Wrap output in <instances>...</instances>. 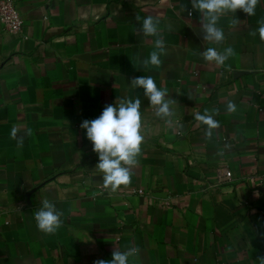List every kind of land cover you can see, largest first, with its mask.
Listing matches in <instances>:
<instances>
[{
    "label": "crops",
    "instance_id": "1",
    "mask_svg": "<svg viewBox=\"0 0 264 264\" xmlns=\"http://www.w3.org/2000/svg\"><path fill=\"white\" fill-rule=\"evenodd\" d=\"M15 2L21 33L0 23V264H93L127 246L140 249L130 264H255L264 256V41L250 35L264 0L255 16L238 10L220 19L221 45L203 41L191 0ZM149 15L165 29L167 55L143 70L155 38L138 27ZM229 46L235 54L223 66L200 55ZM141 75L177 101L170 125L143 89L129 87ZM137 96L139 162L131 184L110 193L80 125ZM212 108L220 127L207 139L194 116ZM14 126L33 132L21 149L10 138ZM43 199L63 212L53 235L34 220Z\"/></svg>",
    "mask_w": 264,
    "mask_h": 264
},
{
    "label": "clouds",
    "instance_id": "2",
    "mask_svg": "<svg viewBox=\"0 0 264 264\" xmlns=\"http://www.w3.org/2000/svg\"><path fill=\"white\" fill-rule=\"evenodd\" d=\"M260 0H191V8L199 13L200 34L204 42L208 44L221 45L225 40L223 28L219 27L222 17H236L237 11H242L247 16H255L256 8ZM181 11H188L184 4ZM191 16L192 12L188 11ZM140 22L141 17L136 16ZM239 22L234 18L231 24ZM258 28L250 33L252 36L259 34L264 41V18L257 21ZM166 30H173L171 23L167 24ZM165 29L160 26V19L151 15L143 18L139 23L138 31L145 37H154L153 50L148 57L139 61L143 70L158 68L162 64L161 56L167 55L166 44L163 38ZM235 54L234 49L229 46L222 51L217 47H207L200 53L202 59L207 63L217 66L225 65V62ZM132 90L143 89V95L147 98L150 106L154 109L156 117L172 123L175 112L173 106L177 103L169 97L167 88H158L151 75H141L131 79L128 83ZM141 100L139 96L133 98H121L115 105H106L102 113L95 119L82 121L80 127L86 130V138L92 143L93 151L98 155V163L95 168L102 174L103 188L115 193L122 186L127 187L132 181V170L138 165V157L141 154V145L144 141L143 123L141 115ZM236 105L229 101L226 106L228 114L236 112ZM219 115L218 108L205 109L203 114L195 113V120L206 126L204 135L211 139L213 130L220 127L214 118ZM21 131L23 134H20ZM33 135L32 129L13 127L10 130V138L16 141L18 149L23 148L25 137ZM259 196V193H255ZM63 212L48 199L41 201V207L35 211L34 220L39 231L46 235L55 234L63 225ZM140 249L127 246L125 250L115 247L112 251V259H97L93 264H130V258L136 257ZM255 264H264V256H260Z\"/></svg>",
    "mask_w": 264,
    "mask_h": 264
},
{
    "label": "built area",
    "instance_id": "3",
    "mask_svg": "<svg viewBox=\"0 0 264 264\" xmlns=\"http://www.w3.org/2000/svg\"><path fill=\"white\" fill-rule=\"evenodd\" d=\"M0 23L3 30L9 34L18 35L21 33L23 18L15 0H0ZM218 175L221 179H229L231 172L229 170L218 169Z\"/></svg>",
    "mask_w": 264,
    "mask_h": 264
}]
</instances>
